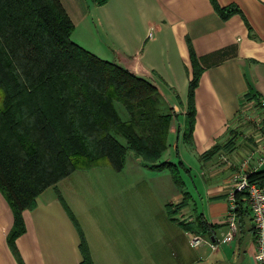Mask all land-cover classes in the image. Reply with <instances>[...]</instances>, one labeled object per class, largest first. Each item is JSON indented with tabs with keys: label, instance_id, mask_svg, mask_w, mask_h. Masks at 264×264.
I'll list each match as a JSON object with an SVG mask.
<instances>
[{
	"label": "trees",
	"instance_id": "obj_1",
	"mask_svg": "<svg viewBox=\"0 0 264 264\" xmlns=\"http://www.w3.org/2000/svg\"><path fill=\"white\" fill-rule=\"evenodd\" d=\"M91 1L104 5L109 0ZM212 1L224 18L235 11ZM75 27L61 0H0V190L14 214L8 241L20 264L25 262L16 241L27 231L24 211L35 209L39 195L74 170L104 165L121 170L133 151L154 168L168 167L175 183L186 185L181 166L159 163L168 149L175 115L172 109L161 112L165 98L159 88L76 43ZM191 56L194 71L184 140L193 146L195 91L202 68L192 48ZM245 97L258 100L260 95L251 88ZM117 103L125 106L128 118L122 117ZM238 137L234 131L200 159L207 162L222 151L232 152ZM248 178L264 186V170L249 172ZM245 196L237 193V236L250 214ZM191 198L187 192L181 202L168 203V214H179ZM183 227L211 240L217 236L218 225L203 213ZM252 232L255 237L254 226ZM81 235V264H96L82 231Z\"/></svg>",
	"mask_w": 264,
	"mask_h": 264
},
{
	"label": "crops",
	"instance_id": "obj_2",
	"mask_svg": "<svg viewBox=\"0 0 264 264\" xmlns=\"http://www.w3.org/2000/svg\"><path fill=\"white\" fill-rule=\"evenodd\" d=\"M61 2L76 25L72 36L76 43L149 79L159 88L175 114L168 148L176 141L178 151L183 145L187 156L199 162L201 176L197 181L203 191L183 177L185 187L168 202H181L187 192L192 196L190 204L179 214L174 217L168 214L173 227L166 243L176 248L179 264H258L251 214L236 239L216 249L207 243L193 247L183 223L203 213L218 225L216 238L222 236L228 229L227 193L234 185V174L241 170L248 154L253 156L245 171L258 165L260 153L255 152L258 143L253 138L239 139L232 152L222 151L207 162L200 155L247 124L241 119V110L245 94L251 88L264 98V0H216L220 7L235 8L227 18L222 17L212 0H109L104 5L91 0ZM191 48L202 68L195 91L193 146L184 140L189 82L194 71ZM258 169L264 170V163ZM185 170L186 177L192 175L191 169ZM46 191L35 209L24 211L27 231L16 244L25 264H49L46 257L60 256L52 249L59 239L48 234L55 227L52 223L60 218L53 215L46 221L45 215L46 210L61 213V208L54 195ZM61 217L66 218L64 212ZM14 219L12 208L0 190V264H20L8 241ZM39 219L45 226L42 233ZM68 237L71 242L61 243L81 259L74 237L70 234ZM147 252L149 263L157 264L155 254ZM93 257L96 261L95 253ZM56 260L59 264V258Z\"/></svg>",
	"mask_w": 264,
	"mask_h": 264
},
{
	"label": "rangeland",
	"instance_id": "obj_3",
	"mask_svg": "<svg viewBox=\"0 0 264 264\" xmlns=\"http://www.w3.org/2000/svg\"><path fill=\"white\" fill-rule=\"evenodd\" d=\"M117 109L123 118H128L125 106L117 103ZM160 110L164 113L171 111L165 99ZM250 126L251 123L242 124V129L237 130L238 140L254 139L249 136ZM172 145L171 149L168 148L170 152L159 163L166 161L178 164L182 176L191 183L195 182L198 191H203L197 181L201 176L199 162L187 156L183 145L179 151L176 141ZM179 153L190 167L192 175L186 177L187 172L180 163ZM138 158L133 151H129L127 162L121 170L110 165L77 169L45 189L48 194L54 195L61 213L64 212L66 216L62 218L60 212L57 214L46 210V221L53 215L60 218L52 223L55 227L48 232L59 239L52 249L60 256L53 255V259L51 256L46 257L47 263L56 264L59 258V264H81L82 255L78 259L73 250L64 247L61 241L71 242L68 236L72 235L80 251L82 231L92 256L95 253L97 263L93 259L96 264H146V260L147 264H151L147 250L155 254L153 256L157 264H179L176 248L166 243L167 238L172 236L170 229L173 227L166 203L180 192L181 187L175 183L168 167L154 168ZM39 197L38 203L41 200ZM49 209L59 211V208ZM37 222L42 233L45 226L40 223V219ZM42 222L45 223V220Z\"/></svg>",
	"mask_w": 264,
	"mask_h": 264
},
{
	"label": "built area",
	"instance_id": "obj_4",
	"mask_svg": "<svg viewBox=\"0 0 264 264\" xmlns=\"http://www.w3.org/2000/svg\"><path fill=\"white\" fill-rule=\"evenodd\" d=\"M242 120L244 123H251L250 135L254 137L258 143L255 152H259L258 166L264 163V98L260 96L258 100L244 101L242 110ZM254 153V152H253ZM253 154H248L247 159L242 164L241 170L234 174L233 187L228 191L227 198L230 207L226 215L227 231L220 236L211 240L209 237L195 234L189 231V238L193 247H198L204 243L209 244L213 249L221 245L232 242L236 239L238 233L237 222V193H246L245 200L251 214L253 226L255 228V258L258 264H264V186L250 182L248 175L251 171H245L250 164Z\"/></svg>",
	"mask_w": 264,
	"mask_h": 264
}]
</instances>
